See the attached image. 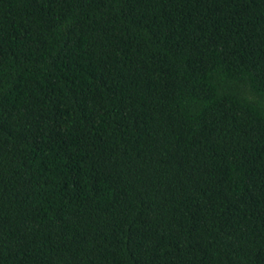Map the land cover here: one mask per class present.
<instances>
[{"label":"trees","instance_id":"1","mask_svg":"<svg viewBox=\"0 0 264 264\" xmlns=\"http://www.w3.org/2000/svg\"><path fill=\"white\" fill-rule=\"evenodd\" d=\"M0 264H264V0H0Z\"/></svg>","mask_w":264,"mask_h":264}]
</instances>
